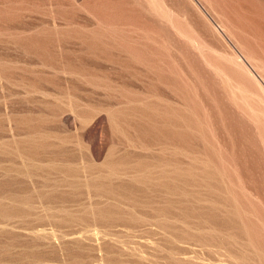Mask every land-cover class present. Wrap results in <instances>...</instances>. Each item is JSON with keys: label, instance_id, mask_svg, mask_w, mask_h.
Here are the masks:
<instances>
[{"label": "rangeland", "instance_id": "374dc122", "mask_svg": "<svg viewBox=\"0 0 264 264\" xmlns=\"http://www.w3.org/2000/svg\"><path fill=\"white\" fill-rule=\"evenodd\" d=\"M0 264H264V0H0Z\"/></svg>", "mask_w": 264, "mask_h": 264}]
</instances>
